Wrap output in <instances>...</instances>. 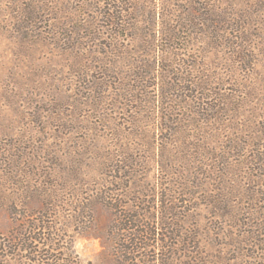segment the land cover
Returning <instances> with one entry per match:
<instances>
[{
	"label": "rangeland",
	"instance_id": "rangeland-1",
	"mask_svg": "<svg viewBox=\"0 0 264 264\" xmlns=\"http://www.w3.org/2000/svg\"><path fill=\"white\" fill-rule=\"evenodd\" d=\"M0 264H264V0H0Z\"/></svg>",
	"mask_w": 264,
	"mask_h": 264
},
{
	"label": "trees",
	"instance_id": "trees-1",
	"mask_svg": "<svg viewBox=\"0 0 264 264\" xmlns=\"http://www.w3.org/2000/svg\"><path fill=\"white\" fill-rule=\"evenodd\" d=\"M45 228H49V229L51 228V229L55 230L54 225H52V224H50V223L47 224V225L45 226ZM53 230H52V236H50L49 239L46 238V239H48L49 242L52 243V244L55 243L56 240L58 239V238H57L58 234H57L55 231H53ZM60 240H61V239H60ZM63 240H64V238H63ZM58 241H59V240H58ZM76 261H77V259H76Z\"/></svg>",
	"mask_w": 264,
	"mask_h": 264
}]
</instances>
